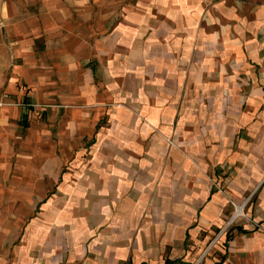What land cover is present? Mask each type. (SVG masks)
Here are the masks:
<instances>
[{"label": "crops", "instance_id": "0c3cea01", "mask_svg": "<svg viewBox=\"0 0 264 264\" xmlns=\"http://www.w3.org/2000/svg\"><path fill=\"white\" fill-rule=\"evenodd\" d=\"M0 264H264V2L0 0Z\"/></svg>", "mask_w": 264, "mask_h": 264}, {"label": "built area", "instance_id": "2783aa9c", "mask_svg": "<svg viewBox=\"0 0 264 264\" xmlns=\"http://www.w3.org/2000/svg\"><path fill=\"white\" fill-rule=\"evenodd\" d=\"M231 205L234 207V213H233V217H244L246 219H248L245 214L242 212V208L241 206H236L233 202H231Z\"/></svg>", "mask_w": 264, "mask_h": 264}, {"label": "rangeland", "instance_id": "374dc122", "mask_svg": "<svg viewBox=\"0 0 264 264\" xmlns=\"http://www.w3.org/2000/svg\"><path fill=\"white\" fill-rule=\"evenodd\" d=\"M254 1H257V2H264V0H254Z\"/></svg>", "mask_w": 264, "mask_h": 264}]
</instances>
